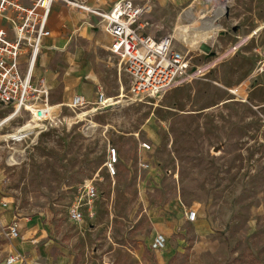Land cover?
I'll list each match as a JSON object with an SVG mask.
<instances>
[{
    "label": "rangeland",
    "instance_id": "1",
    "mask_svg": "<svg viewBox=\"0 0 264 264\" xmlns=\"http://www.w3.org/2000/svg\"><path fill=\"white\" fill-rule=\"evenodd\" d=\"M135 1L148 5L156 35L172 34L191 65L209 68L132 100L123 63L101 44V19L53 2L52 33L36 57L51 102L117 96L97 111L56 106L55 123L21 141L10 138L29 114L0 125V264L9 253L22 264H264V86L245 101L223 87L229 73L246 76L254 49L264 48V0H157L158 9ZM209 21L220 29L211 38L180 41ZM239 37L244 44L228 52ZM10 109L0 105V121ZM111 149L115 173L106 166ZM86 181L98 191L94 215L74 222L68 206ZM14 223L18 238L7 233ZM156 232L165 236L159 250L151 247Z\"/></svg>",
    "mask_w": 264,
    "mask_h": 264
},
{
    "label": "built area",
    "instance_id": "2",
    "mask_svg": "<svg viewBox=\"0 0 264 264\" xmlns=\"http://www.w3.org/2000/svg\"><path fill=\"white\" fill-rule=\"evenodd\" d=\"M57 1L101 19L103 32L110 38L107 50L123 63L132 100L160 96L209 68L208 65H191L187 54L174 47L172 34L155 36L148 33L147 28L152 25L147 18L149 7L135 0H116L108 10L92 8L85 0H0V105L11 108L3 119L9 117L7 122L22 113L29 114L14 133L28 137L47 130L55 123L56 106H66L73 111L93 107L97 111L110 102L107 99L111 97L98 92L93 97L73 94L67 101L52 103L46 78L34 75L36 57L43 41L51 36L49 14L53 2ZM244 42L245 38L239 37L227 51H238ZM27 53L29 56L21 60ZM253 56V68L246 76L227 75L223 87L232 96L230 100L245 101L252 88L264 86V48L254 49ZM27 124L29 127L23 133L18 130ZM142 147L149 149L150 146L143 143ZM117 159L116 150L111 149L106 166L112 173H115ZM140 165L147 167L145 163ZM80 189L79 200L71 203L67 210L69 219L74 222L93 217L92 203L98 196L91 181L84 182ZM5 203L1 202L2 205ZM195 218V210L186 213L187 221ZM7 233L12 238L20 237L18 223L10 225ZM164 245V234L156 232L151 241L152 249L159 250ZM22 261L14 253H9L6 258L7 264H22Z\"/></svg>",
    "mask_w": 264,
    "mask_h": 264
},
{
    "label": "bare ground",
    "instance_id": "3",
    "mask_svg": "<svg viewBox=\"0 0 264 264\" xmlns=\"http://www.w3.org/2000/svg\"><path fill=\"white\" fill-rule=\"evenodd\" d=\"M217 1V0H216ZM203 16H205V15H202L201 17H203ZM191 18V17H190ZM196 21V19H194L193 18V22H195ZM208 25V24H207ZM177 27V26H176ZM183 27V26H182ZM187 27H188V29L189 28H193L194 26H192L191 24H187ZM179 28V27H178ZM200 30V29H199ZM218 30H220L219 29V26L218 25H215V24H213L211 21H209V27H208V29H206V30H204V31H197V30H194L193 31V34L192 35H190L189 34V31L188 32H185L184 34H179V36L181 35V36H183V38L182 37H180V39H181V41H183V42H186V43H190L191 42V44H192V41H193V38L195 37L196 38V36H201V42L203 43L204 42V40L205 39H209V38H211L212 37V35L214 34V32H216V31H218ZM178 36V35H177ZM186 40V41H185ZM191 40V41H190ZM195 40V39H194ZM196 41V40H195ZM177 86V85H176ZM175 87V86H174ZM118 97H121V98H123V97H125L124 96V94H121V95H119ZM107 101H110L109 103H112L113 102V98L112 99H108ZM108 106V103H107V105H106V107ZM91 109H95V108H93V107H91ZM96 110V109H95ZM32 116V115H31ZM8 118L9 117H6L5 119H3V120H1L0 121V124H2L3 122H5L6 120H8ZM29 126H28V124L27 125H24L22 128H28ZM22 128H20V129H18V130H21ZM16 131V130H15ZM22 132V131H21ZM12 133H14V132H12ZM23 133V132H22ZM14 134H16L15 136H12L10 139H15V141H17V140H21V136L22 137H25L26 138V136H25V134H19V133H14ZM17 137V138H16ZM13 264H15V263H13Z\"/></svg>",
    "mask_w": 264,
    "mask_h": 264
},
{
    "label": "crops",
    "instance_id": "4",
    "mask_svg": "<svg viewBox=\"0 0 264 264\" xmlns=\"http://www.w3.org/2000/svg\"><path fill=\"white\" fill-rule=\"evenodd\" d=\"M116 0H109V1H106V4H104L103 6H101V7H103V8H101V9H103V10H108L110 7H111V5L113 4V2H115ZM151 3H152V5H154L155 6V8L156 9H158V5H159V2L157 1V0H149ZM58 3H60V5L61 4H64V3H62V2H58ZM65 5V4H64ZM68 7V6H67ZM93 16V15H92ZM51 17H52V11H50V14H49V20H48V28L51 30V33H52V24H51ZM93 17H95V16H93ZM57 18V17H56ZM147 18H148V14H147ZM152 26V25H151ZM151 26L150 27H148L147 28V32L148 33H150V34H152V35H155V36H160V35H163V34H159V35H156L155 34V32L153 31V30H151ZM175 28H177V27H175ZM103 34H104V42H101V44H103L105 47H106V49H107V46H108V44H109V42H110V38L103 32ZM49 37H47L46 39H48ZM45 39V40H46ZM44 40V41H45ZM179 40V39H178ZM43 41V42H44ZM181 41V40H180ZM107 52H108V50H107ZM109 53V52H108ZM110 54V53H109ZM111 55V54H110ZM42 61H43V53L41 54V56H40V63H42ZM36 67H37V65H36ZM36 67H35V69H34V72H35V75L36 76H43V75H41V74H39V71H37L36 70ZM46 78V77H45ZM47 80V79H46ZM48 82V81H47ZM121 89V87H119V90ZM77 94V93H76ZM81 94H83V93H81ZM84 95H86V94H84ZM86 96H88V95H86ZM117 96V95H116ZM115 96V97H116ZM88 97H92V96H88ZM112 98H114V97H111V98H108V99H112ZM107 99V100H108ZM59 103V102H58Z\"/></svg>",
    "mask_w": 264,
    "mask_h": 264
},
{
    "label": "water",
    "instance_id": "5",
    "mask_svg": "<svg viewBox=\"0 0 264 264\" xmlns=\"http://www.w3.org/2000/svg\"><path fill=\"white\" fill-rule=\"evenodd\" d=\"M203 50L206 51V52H208V51L210 50V47L207 46V45H204V46H203Z\"/></svg>",
    "mask_w": 264,
    "mask_h": 264
}]
</instances>
